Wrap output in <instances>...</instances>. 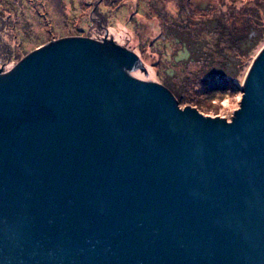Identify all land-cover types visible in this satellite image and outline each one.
I'll use <instances>...</instances> for the list:
<instances>
[{
	"label": "water",
	"instance_id": "1",
	"mask_svg": "<svg viewBox=\"0 0 264 264\" xmlns=\"http://www.w3.org/2000/svg\"><path fill=\"white\" fill-rule=\"evenodd\" d=\"M106 36L0 68V264H264V47L229 121Z\"/></svg>",
	"mask_w": 264,
	"mask_h": 264
},
{
	"label": "rangeland",
	"instance_id": "2",
	"mask_svg": "<svg viewBox=\"0 0 264 264\" xmlns=\"http://www.w3.org/2000/svg\"><path fill=\"white\" fill-rule=\"evenodd\" d=\"M34 1L36 0H15L17 6L15 12L25 9V27L21 25V28H17V31L23 35H19L22 43L17 45L18 40L13 32L5 35L10 44L12 56L9 58L12 59L13 64L7 67L8 63L0 58V67L6 70L12 69L26 54L37 48L38 44L42 45L60 37L82 36L102 40L107 35V41H115L137 54L156 77V81L170 87L173 93L177 90L167 83V76L173 82L179 79L181 83L179 87L184 85L185 79H188L186 86L178 89L179 92H183L181 94L183 100L181 96H177L180 106H194L204 114L221 116L229 121L241 105L245 79L260 49L264 47V27H261V31H253L260 26L255 24L256 16L260 19L259 23L264 25V0H250L252 6L248 7V10L243 9L244 3L249 0H169L170 2L161 0L165 6L159 7V13L163 15L164 20L158 23L157 34L151 26L152 21L133 18L138 11L150 8L148 4H144L145 1L139 2L138 6L130 7L127 11L121 9L117 12L107 6L101 7L102 12L108 17L106 18L108 27L102 22L96 24L90 20L88 22L86 17L81 21L79 14L84 10L83 5L87 6L85 0H39L36 5ZM91 1L87 16L91 15V19L98 20L95 14L97 11L93 9L96 0ZM167 6L171 8L172 14L164 12ZM162 7L165 9L163 10ZM187 12L193 14L196 19L202 16L193 31L177 27V21ZM195 12L200 15L196 16ZM239 13L245 14L251 24L245 27L238 25L241 26L240 28L232 26L233 36L222 34V26L229 24ZM245 16L238 17L239 24L245 21L250 23ZM99 23L105 27L104 31H99ZM191 23L185 26L191 27ZM167 26L168 32L165 33L163 29ZM227 27L231 26L227 25ZM241 33L250 37L253 35L257 37V41L247 44L246 50L238 54L235 37ZM153 35L155 38L151 42L150 37ZM255 43L258 45L253 46ZM165 60L177 61V64L182 65L185 70L180 73L178 66L163 65L162 62ZM149 61L153 63L152 66ZM219 70L221 74H218ZM223 70L227 75H236V81L241 82V90L237 86L220 85L226 84Z\"/></svg>",
	"mask_w": 264,
	"mask_h": 264
},
{
	"label": "trees",
	"instance_id": "3",
	"mask_svg": "<svg viewBox=\"0 0 264 264\" xmlns=\"http://www.w3.org/2000/svg\"><path fill=\"white\" fill-rule=\"evenodd\" d=\"M38 1L39 0L34 1V5H36V2H38ZM85 1H86V5L87 6L85 7V5H83V9L84 10L79 14V15H81V21H83L84 17H86L88 22L90 20L91 22H94L95 24L97 22H102L104 25H106L107 24L106 23L107 22L106 18H108V17L105 15L104 12H102V10L100 9L101 7L103 8V7L107 6V7H110V9H112V11H117V12L120 11L121 9H124V10L127 11L130 7H133L134 5L138 6L139 2H143V1H145L144 4H148V6H150V8L148 10H146V9L140 10V11L137 10L138 14H136L135 17H133V18L137 19L139 17L141 20H145V21L150 20V21H152L151 22L152 23L151 26L154 27V25H156V27H154V30H155L154 33L155 34L158 33V28H157V26L159 25L158 23H161L164 20L163 17H162L163 15H160V13H159V7L165 6V3H162L161 0H96L95 4L93 6V9H94L95 12L97 11L95 14H96L98 20H100V21H98L97 19L96 20L91 19V17H90L91 15L87 16V9H90L89 6L92 4V1L91 0H88V2H87V0H85ZM167 1H169V0H167ZM14 2H15V0H0V58L3 61H5L6 63H8L7 67L11 66L13 64V62H11L12 59L9 58L10 56H12V54H11L10 44L8 43V40H6L7 37L5 35H8V33L13 32L14 33V37L18 40L17 45L21 44L22 42L19 40V35H22V34L19 31H17V28H21V25H22V27H25V23H26L25 20H24L25 9H22L19 12L16 10V12H15V9L17 8V6H16V4ZM234 3L237 4L236 2H234ZM171 4H173V3H171ZM10 6L12 8H10ZM169 6L174 7V5H169ZM169 6H167V9H165V7H162V9L163 10L165 9L164 12L167 11L166 13L172 14L171 13V8H169ZM251 6L252 5L250 4V0H249V1L244 3V9L243 10H245V8H247V10H248V7H251ZM232 8L234 9V6ZM194 9L196 11H199V9H197V8H194ZM85 10H86V12H85ZM201 10H203V9H201ZM85 13H86V15H85ZM195 15L197 16V15H200V14H198V12H195ZM241 15L245 16V14H243V13L240 14L239 13L237 16H235L233 18V20L229 24H227V25H229L231 27H227V25L222 26V29H221L222 34L230 35V36L232 35L233 36V28H232V26L240 28L241 26H238V25H243L245 27V26H249L251 24V22H250V20H249V18L247 16H245V18H247L250 23H247V21H245V23L242 22V23L239 24L238 17L241 16ZM200 17H202V16L200 15ZM200 17L198 16L197 19H196V18L193 17V14H191V13L189 14L187 12L185 14V16H183V18H181L179 21H177L178 22V26L177 27L178 28H182L184 30H188L189 29V30L193 31L195 26L199 22ZM223 18H225V16ZM223 18H222V20L224 21ZM254 19L256 20L255 24H259L260 26L257 27V28H254L253 31H261L260 30L261 27H264L263 23H259L260 19L257 16ZM189 22H192L191 25H190L191 27L185 26V25H188ZM173 24L175 25V23H173ZM106 27H108V26L106 25ZM255 27H256V25H255ZM50 28L53 29L52 26H50ZM104 28L105 27L101 26V23H99V31H104ZM168 28L169 27L167 26L165 29H163V32L167 33L168 32ZM52 32H54V30ZM154 35L152 37H150L151 42L155 38ZM249 37H250L249 35L242 34V33L239 36L235 37L236 41H237L238 50H239L238 54H241V52H244L246 50L245 46L247 44H249L250 42L253 44L255 41H257V37H254L253 35H251L250 39H249ZM92 38H94V37H92ZM256 45H258V44L255 43L253 46H256ZM37 46L39 47V46H41V44L40 45L38 44ZM151 64H153V63L150 62V65ZM162 64L166 65V66L169 65V67L178 66L180 73H181L182 70H185L182 65H178L177 64V61L165 60V61L162 62ZM166 66H165V68H166ZM218 72H220V70ZM223 73H225L224 80L226 81V84L225 83L224 84H220L222 87H225L226 85L233 86V87L237 86L241 90L242 85H241V82H237L236 81V78H237L236 75H232V76L231 75H227L224 70H223ZM218 74H221V72L218 73ZM167 81H168L167 83L170 86L173 85V87L176 88L177 92L174 93V94H175V96L177 98V96L179 97L183 93L182 91L179 92L178 89H181V87L184 88L186 86L187 82H188V79H185V82L183 81L184 85L181 86V87H179L181 85L179 79H177V80H175V82H173L167 76ZM180 98L182 99V96ZM197 99H195V100H197ZM192 104H196V103H192Z\"/></svg>",
	"mask_w": 264,
	"mask_h": 264
},
{
	"label": "flooded vegetation",
	"instance_id": "4",
	"mask_svg": "<svg viewBox=\"0 0 264 264\" xmlns=\"http://www.w3.org/2000/svg\"><path fill=\"white\" fill-rule=\"evenodd\" d=\"M124 56H126L125 54H124ZM128 56V58H124V57H122V58H124L128 63H130V64H135V63H137V60H136V58L134 57V56H129V55H127ZM1 68V67H0ZM6 71H2L1 73H5Z\"/></svg>",
	"mask_w": 264,
	"mask_h": 264
},
{
	"label": "bare ground",
	"instance_id": "5",
	"mask_svg": "<svg viewBox=\"0 0 264 264\" xmlns=\"http://www.w3.org/2000/svg\"><path fill=\"white\" fill-rule=\"evenodd\" d=\"M122 24V23H121ZM154 27H156V25H154ZM40 47V46H39ZM149 64H150V62H149ZM3 68V67H2Z\"/></svg>",
	"mask_w": 264,
	"mask_h": 264
}]
</instances>
